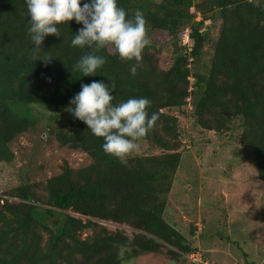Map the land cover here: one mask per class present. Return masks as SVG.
<instances>
[{
	"label": "trees",
	"instance_id": "obj_1",
	"mask_svg": "<svg viewBox=\"0 0 264 264\" xmlns=\"http://www.w3.org/2000/svg\"><path fill=\"white\" fill-rule=\"evenodd\" d=\"M117 2L127 18L143 13L148 35L167 34L166 56L147 45L139 62L121 61L107 47L98 53L106 63L96 76L81 77L73 65L86 50L70 41L82 25L69 21L60 26V38L47 36L41 47L46 53L35 56L52 58L36 61L25 0H0V163L13 160L10 144L35 126V109L68 110L81 84L93 80L107 83L113 104L147 98V112L159 118L141 141L168 152L133 153L125 165L106 155L102 139L81 121L56 126L50 133L58 144L82 151L91 163L76 170L64 163L44 183L26 182L0 199V264H130L161 249H168L174 263L193 252L164 218L166 194L182 160L175 143L177 120L167 112L186 104L203 130L239 127L238 142L252 154L257 178L264 182V0ZM206 21L219 24L214 40ZM186 29L189 50L179 45ZM206 47L211 49L207 61ZM133 64L135 75L129 70ZM54 216L60 218L49 224ZM86 231L90 234L83 237Z\"/></svg>",
	"mask_w": 264,
	"mask_h": 264
},
{
	"label": "rangeland",
	"instance_id": "obj_2",
	"mask_svg": "<svg viewBox=\"0 0 264 264\" xmlns=\"http://www.w3.org/2000/svg\"><path fill=\"white\" fill-rule=\"evenodd\" d=\"M199 19L196 13V20ZM205 25L214 40L219 24L206 21ZM188 33V29L183 31L179 43L186 50L191 47ZM148 37V46L155 53L169 43L163 32ZM205 49L207 61L211 49ZM158 54L160 58L166 56L165 51ZM34 111L35 126L10 144L13 160L0 163V199L26 182L44 183L59 174L64 163L73 170L91 163L85 153L59 145L50 133L58 125L71 126L75 119L68 110L39 107ZM167 113L177 120L179 136L175 143L179 141L182 160L166 194L164 218L187 238L193 249L190 254L206 264H264V182L257 178L252 154L238 142L239 127L222 133L203 130L197 126L190 104ZM53 114L56 118L51 120ZM137 143V155L148 157L168 152L145 141ZM54 217L48 220L49 224L60 218ZM121 228L128 237L133 235L132 230ZM88 234L86 231L83 237ZM190 254L175 258L178 261L173 263L168 249H161L130 264H191L187 259Z\"/></svg>",
	"mask_w": 264,
	"mask_h": 264
},
{
	"label": "clouds",
	"instance_id": "obj_3",
	"mask_svg": "<svg viewBox=\"0 0 264 264\" xmlns=\"http://www.w3.org/2000/svg\"><path fill=\"white\" fill-rule=\"evenodd\" d=\"M29 35L34 59L47 63L52 58L35 54L41 50L47 36L61 37V27L69 21L82 25L72 35V47L86 50L73 65L81 77L96 76L106 59L98 54L111 47L121 61L139 62L142 52L150 44L146 19L140 10L127 18L117 0H25ZM135 75L136 66L130 67ZM112 89L104 80L82 83L80 91L69 101L68 111L74 119L86 125L94 137L101 138L102 151L121 164L137 150L142 140L158 120V113L146 110L150 101L145 97H131L113 104Z\"/></svg>",
	"mask_w": 264,
	"mask_h": 264
},
{
	"label": "built area",
	"instance_id": "obj_4",
	"mask_svg": "<svg viewBox=\"0 0 264 264\" xmlns=\"http://www.w3.org/2000/svg\"><path fill=\"white\" fill-rule=\"evenodd\" d=\"M191 257H187V259L191 262V264H206L204 260L197 259L194 255L190 254Z\"/></svg>",
	"mask_w": 264,
	"mask_h": 264
},
{
	"label": "crops",
	"instance_id": "obj_5",
	"mask_svg": "<svg viewBox=\"0 0 264 264\" xmlns=\"http://www.w3.org/2000/svg\"><path fill=\"white\" fill-rule=\"evenodd\" d=\"M145 256H147V255H145ZM141 257H144V256H141ZM140 258V257H139Z\"/></svg>",
	"mask_w": 264,
	"mask_h": 264
}]
</instances>
